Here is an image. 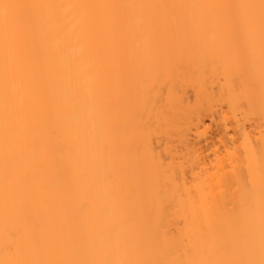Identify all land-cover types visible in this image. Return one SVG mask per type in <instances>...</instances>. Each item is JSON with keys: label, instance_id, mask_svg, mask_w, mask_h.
I'll use <instances>...</instances> for the list:
<instances>
[{"label": "bare ground", "instance_id": "obj_1", "mask_svg": "<svg viewBox=\"0 0 264 264\" xmlns=\"http://www.w3.org/2000/svg\"><path fill=\"white\" fill-rule=\"evenodd\" d=\"M0 4V264L264 261V0Z\"/></svg>", "mask_w": 264, "mask_h": 264}, {"label": "rangeland", "instance_id": "obj_2", "mask_svg": "<svg viewBox=\"0 0 264 264\" xmlns=\"http://www.w3.org/2000/svg\"><path fill=\"white\" fill-rule=\"evenodd\" d=\"M216 128L215 125H212L210 128L212 138L210 139L209 144L207 143V149L205 150L209 163L210 161L213 162L217 157H222L225 153L226 146L231 147L233 145L232 137H226L223 139V137L217 133Z\"/></svg>", "mask_w": 264, "mask_h": 264}, {"label": "snow or ice", "instance_id": "obj_3", "mask_svg": "<svg viewBox=\"0 0 264 264\" xmlns=\"http://www.w3.org/2000/svg\"><path fill=\"white\" fill-rule=\"evenodd\" d=\"M16 7L15 5L10 4H0V8H3L5 10V13H7V10L10 8ZM261 264H264V261L261 262Z\"/></svg>", "mask_w": 264, "mask_h": 264}]
</instances>
